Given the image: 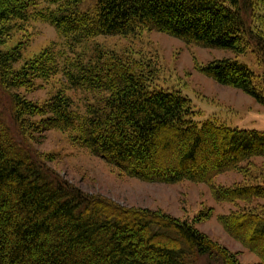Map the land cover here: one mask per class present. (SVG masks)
Instances as JSON below:
<instances>
[{
  "label": "trees",
  "instance_id": "16d2710c",
  "mask_svg": "<svg viewBox=\"0 0 264 264\" xmlns=\"http://www.w3.org/2000/svg\"><path fill=\"white\" fill-rule=\"evenodd\" d=\"M83 3L0 0V89L10 94L8 111L0 106V264H241L195 227L212 210L190 223L160 210L123 207L64 180L23 142L52 130L69 134L124 176L207 185L217 203L236 207L218 217L223 229L257 256L253 264H264V203H256L264 201V182L215 184L217 176L264 157V131L197 122L187 97L151 89L140 62L99 45L76 51L99 36L147 30L202 49L264 54L257 1L96 0L84 10ZM33 17L53 26L66 49H46L19 67L23 49L4 46L16 24ZM198 70L264 105L248 65L215 59ZM59 74L67 89L43 104L18 93ZM67 90L81 94V106Z\"/></svg>",
  "mask_w": 264,
  "mask_h": 264
},
{
  "label": "rangeland",
  "instance_id": "374dc122",
  "mask_svg": "<svg viewBox=\"0 0 264 264\" xmlns=\"http://www.w3.org/2000/svg\"><path fill=\"white\" fill-rule=\"evenodd\" d=\"M256 1V13L261 22L259 27L264 30V0ZM95 2L96 0H84L82 9H89ZM64 43L65 40L53 26L33 17L16 24L4 49L10 50L17 46L23 49V59L18 64L20 67L46 49L52 48L55 52L66 49ZM95 45L129 56L145 65L149 71L151 89L177 91L187 97L196 113L195 121L213 119L232 127L264 131V105L240 90L214 82L198 70L200 66L215 59H236L248 65L255 73L256 83L264 93V54L257 50L236 55L232 51L189 46L162 33L140 30L129 36H99L78 46L76 51L90 52ZM37 85L39 86L33 91L20 90L18 93L27 100L43 104L55 93L67 89L62 74L47 82H38ZM7 94L9 93L0 89V106L8 111L10 99ZM66 94L81 106L82 96L79 92L67 90ZM23 140L35 156L41 157L64 180L86 194L104 197L127 208L160 210L190 223L202 213L212 210V217L194 223L195 227L212 241L236 254L241 264L259 261L256 255L223 229L218 217L229 214L236 207L217 203L207 185L188 181L177 184L149 183L124 176L102 159L78 147L69 134L59 130L48 131L34 140ZM260 182H264V157L243 163L241 172L221 174L215 179L216 185L224 187ZM256 203L263 204L264 201ZM240 205L245 206L244 203ZM199 264L213 263L202 259Z\"/></svg>",
  "mask_w": 264,
  "mask_h": 264
}]
</instances>
